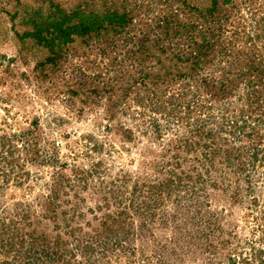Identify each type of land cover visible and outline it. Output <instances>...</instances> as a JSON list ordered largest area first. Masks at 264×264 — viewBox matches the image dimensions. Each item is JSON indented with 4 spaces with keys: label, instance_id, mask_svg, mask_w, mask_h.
<instances>
[{
    "label": "rangeland",
    "instance_id": "rangeland-1",
    "mask_svg": "<svg viewBox=\"0 0 264 264\" xmlns=\"http://www.w3.org/2000/svg\"><path fill=\"white\" fill-rule=\"evenodd\" d=\"M0 264H264V0H0Z\"/></svg>",
    "mask_w": 264,
    "mask_h": 264
},
{
    "label": "trees",
    "instance_id": "trees-1",
    "mask_svg": "<svg viewBox=\"0 0 264 264\" xmlns=\"http://www.w3.org/2000/svg\"><path fill=\"white\" fill-rule=\"evenodd\" d=\"M82 19H83V21H84L86 24H90V25H91V22H87L84 18H82ZM85 23H84V24H85ZM97 23H98V22H97ZM75 25H76V24H75ZM98 26H99V27L101 26L100 22H99ZM77 27H78V26H77ZM87 28L90 29L91 27H86V29H87Z\"/></svg>",
    "mask_w": 264,
    "mask_h": 264
}]
</instances>
